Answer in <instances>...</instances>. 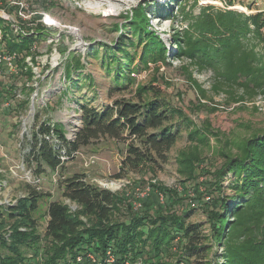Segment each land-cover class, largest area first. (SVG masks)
I'll return each instance as SVG.
<instances>
[{"label":"trees","instance_id":"16d2710c","mask_svg":"<svg viewBox=\"0 0 264 264\" xmlns=\"http://www.w3.org/2000/svg\"><path fill=\"white\" fill-rule=\"evenodd\" d=\"M46 1L41 0L42 8H46ZM200 19L194 25L197 35L185 30L174 36L177 45L174 56L190 60L199 71L208 68L222 80L221 84L245 91L263 90L264 12L245 15L208 6L202 9ZM129 25L138 43H144L141 61L146 63L151 57L154 61H165V47L148 28L143 10L133 15ZM0 27L1 43L6 51L15 53L18 63L24 65L40 33L11 37V23L1 18ZM36 29L46 31L43 25ZM138 43L130 39L127 44L122 40L116 42V47L103 45L104 65L115 67L118 81H133L125 68L129 66L130 72L135 54L126 48H136ZM82 68L80 58L73 53L66 67L67 78L71 79L73 69ZM2 87L6 93L7 89ZM156 91L142 86L138 88L137 102L123 98L100 109L82 105V126L73 140H67L61 126L36 121L28 141L29 151L24 155L25 168L40 180L43 175L63 169L66 162L76 157L75 152L104 140L126 147L117 179L155 170L159 161H168V154L180 136L179 130L168 124L172 115L167 104L150 97ZM171 112L194 126L181 110L171 109ZM44 136H56L59 144L54 145ZM187 136L192 149L181 152L177 158L182 190L151 184L152 193L157 191L155 198L159 197L158 193L165 196L166 203L158 208L152 206L136 212L132 199L122 192L117 194L95 186L83 173L67 178L58 174L56 182L63 197L77 203L81 210L72 214L62 202L50 201L42 235L35 214L40 203L51 199L52 194L26 183V192L17 204L0 206V264H92L76 262V257L87 252L105 264L108 251L115 264L203 261L212 249L205 245L208 238L198 225L186 219L190 200L205 202L207 196L210 199L205 202V213L211 237L223 249V254L216 256V264L219 258L223 264H264V133L222 149V162L212 167L200 152V148H210V130L193 128ZM62 155L68 161L62 162ZM225 181H229V186H225ZM227 188L234 195L224 197Z\"/></svg>","mask_w":264,"mask_h":264},{"label":"rangeland","instance_id":"374dc122","mask_svg":"<svg viewBox=\"0 0 264 264\" xmlns=\"http://www.w3.org/2000/svg\"><path fill=\"white\" fill-rule=\"evenodd\" d=\"M41 5V0H0V18L11 23V37L40 33L25 64L20 65L16 58L15 72H6L1 80L3 87H0L7 91L0 89V206L17 204L26 192V183L51 193V199L43 200L35 214L40 234H45L50 201L62 202L72 214L81 207L63 197L62 188L53 181L54 174L41 176L38 185L32 172L25 168L24 155L29 151L28 141L36 121L59 125L67 135L75 124L81 128L82 105L100 109L123 98L137 102L139 87L155 88V95L150 97L167 104L172 115L168 124L180 132L167 162L159 161L155 170L117 179L126 147L100 140L97 145L79 151L58 171L63 178L83 173L95 186L124 193L132 199L136 212L166 203L161 193L155 198L157 191L152 193L151 184L181 192L177 158L181 152L192 149L187 134L193 128L210 130V148H200V152L211 167L222 162V149L264 133V89L245 91L221 84L222 80L208 68L199 71L190 60L174 56L177 52L174 36L185 30L197 35L194 25L201 20L203 8L212 6L216 10L254 15L264 12V0H47L46 8ZM141 10L147 17L148 28L165 47V61H154L151 57L143 63L140 59L144 43H138L129 22ZM38 25L45 26L47 33L36 29ZM0 30L3 36L1 27ZM130 39L138 43L136 48H126L135 54L130 72L129 66L125 68L133 81H118L115 67L104 65L103 45L116 47V42L122 40L127 44ZM0 46L6 51L3 43ZM73 53L80 58L83 68L73 69L69 79L66 67ZM5 98L11 100L9 109L4 107ZM171 109L181 110L194 126L173 115ZM233 152L236 154L237 150ZM144 179L147 183L142 185ZM224 184L229 186V181ZM224 190V197L234 195L231 189ZM205 202L190 200L186 221L200 227L208 238L205 245L212 249L203 261L193 259L190 264H216V256L223 254L222 247L211 237ZM89 255L94 259H89ZM83 256L82 263L100 260L90 252ZM217 264H223L222 258Z\"/></svg>","mask_w":264,"mask_h":264},{"label":"built area","instance_id":"2783aa9c","mask_svg":"<svg viewBox=\"0 0 264 264\" xmlns=\"http://www.w3.org/2000/svg\"><path fill=\"white\" fill-rule=\"evenodd\" d=\"M0 32H1V30H0ZM2 38H3V36L0 33V44L2 42ZM16 58H17V56H16L15 53L11 54V53H8L7 51L1 50V48H0V82L2 80V77L6 74V72H10V73L11 72L12 73L15 72V68H16V65H15ZM10 101H11L10 99L5 98V101H4L5 102V106H4L5 108L10 107V104H11ZM80 123H82V118L79 119V125H80ZM74 128L75 129L72 130L69 134L65 135V137L67 138V140H73L75 138V134L78 132V129H79L78 128V124H75ZM44 137L46 138V140H48L49 142L53 143L54 145H56L57 143L59 144V140L56 138V136H54V137L44 136ZM78 153L79 152H75L74 153V156H75V154H78ZM61 161L62 162H66V161H68V158L66 156L62 155ZM57 177H58V172L56 174H54V181L55 182L58 180ZM36 180H37L36 182L39 185L40 180L39 179H36ZM206 199L209 201L210 197H208ZM93 257L94 256L89 255V259L91 258L93 260L94 259ZM83 258H84L83 254L80 255L78 257V259H77L78 262L79 263H82ZM91 263L92 264H102V262L100 260H97V262L96 261H93ZM105 263L106 264H115V258L113 257V255L111 254L110 251H108V253H107V258L105 260ZM126 264H143V263H142V261H135L133 263L128 262Z\"/></svg>","mask_w":264,"mask_h":264}]
</instances>
